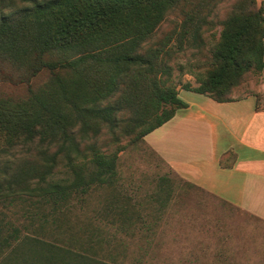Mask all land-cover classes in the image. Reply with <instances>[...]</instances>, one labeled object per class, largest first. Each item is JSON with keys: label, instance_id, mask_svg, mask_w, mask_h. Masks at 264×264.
<instances>
[{"label": "rangeland", "instance_id": "obj_1", "mask_svg": "<svg viewBox=\"0 0 264 264\" xmlns=\"http://www.w3.org/2000/svg\"><path fill=\"white\" fill-rule=\"evenodd\" d=\"M35 1L40 0H0V17H12ZM242 1L180 0L154 35L143 41L142 52L167 64L178 93L185 86L199 87L212 66L222 22ZM257 3L260 7L264 0ZM187 30L189 35L184 34ZM20 58L6 65L14 80L26 76V62ZM59 79L46 70L30 84L0 83V173L38 159L39 138L30 140L21 129L47 123L43 106L58 108L73 119V107L63 100L61 87L73 95L77 87L69 86L79 80L71 72L61 73ZM61 80L67 84L62 86ZM248 93L257 94L264 106V72L248 76L233 96ZM15 113L34 118L5 119ZM109 130L105 128V134ZM102 137L107 154H118L116 190L100 184L111 181V173L91 178L87 170L80 183L58 170L48 180L51 190L44 197L0 200V241H9L0 251V264H50L52 260L42 262L34 250L36 240L60 247L65 254L70 251L64 263L76 254L103 264H264V223L194 188L145 140L133 145L122 138L121 144L108 146L109 135Z\"/></svg>", "mask_w": 264, "mask_h": 264}, {"label": "trees", "instance_id": "obj_2", "mask_svg": "<svg viewBox=\"0 0 264 264\" xmlns=\"http://www.w3.org/2000/svg\"><path fill=\"white\" fill-rule=\"evenodd\" d=\"M179 1L40 0L12 17H0V83L30 84L46 70L57 79L61 73L71 72L79 80L69 86L77 87L73 95L61 87L63 100L73 107L72 120L58 108L43 106L47 123L21 129L30 140L39 138L38 159L1 171L0 200L23 195L44 197L51 190L48 180L59 174L58 170L80 183L87 170L92 171L91 178L111 173V181L100 184L116 190L118 154L110 157L101 137L109 135L108 146L121 144L122 138L138 145L187 108L170 83L167 64L142 52L143 41L154 35ZM222 26L212 66L201 85L184 89L229 102L248 76L264 72V3L258 7L257 0H243ZM184 34L189 35V31ZM197 38L194 34V40ZM20 57L26 62V76L14 80L6 65ZM61 84L67 83L61 80ZM24 116L15 113L5 119L32 122L34 118H28L27 113ZM37 125L39 130H35ZM105 128L110 129L106 134ZM123 150L119 146V151ZM127 201L123 198L122 205ZM8 244L0 241V251ZM33 246L42 262L103 264L76 254L64 263L70 251L65 254L62 248L39 240Z\"/></svg>", "mask_w": 264, "mask_h": 264}, {"label": "crops", "instance_id": "obj_3", "mask_svg": "<svg viewBox=\"0 0 264 264\" xmlns=\"http://www.w3.org/2000/svg\"><path fill=\"white\" fill-rule=\"evenodd\" d=\"M179 97L187 108L146 143L194 188L264 223V106L258 95L217 102L183 89Z\"/></svg>", "mask_w": 264, "mask_h": 264}]
</instances>
